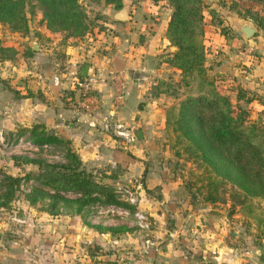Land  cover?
Listing matches in <instances>:
<instances>
[{"label":"crops","instance_id":"crops-1","mask_svg":"<svg viewBox=\"0 0 264 264\" xmlns=\"http://www.w3.org/2000/svg\"><path fill=\"white\" fill-rule=\"evenodd\" d=\"M160 4L150 0H122L121 7H126L129 14L127 19L119 20L115 17L119 8L102 3L107 7L106 12L89 17L90 30L81 38L64 39L42 24L32 35L31 42L11 45L19 57L18 66H14L18 79L13 94L8 95L7 100L12 105L7 108L5 115L8 118L4 121L9 127L6 130L8 138L17 134L21 127L23 134L28 135L30 127L41 123L47 130L66 138L88 169L99 171L119 167L117 177H104L106 181L113 182L126 176L130 181L142 183L147 190L143 195L155 205L154 209L150 208L152 211L148 210L154 220L149 235L140 234L131 220L122 217L110 219L112 222L104 219L96 224L132 228L112 233L94 227L89 230L88 225L76 221V217L64 219V216L53 214L64 208L72 209L81 217L91 204L80 211L60 204L57 211L50 212L46 208L49 198L33 203L24 199L28 214L39 223L42 233L30 236L25 227V232L20 231L21 238L14 239L2 230L0 264H55L54 256H51L55 253L53 246L60 247L71 240L86 248L81 252V263L77 264H87L91 260L87 253L91 242L100 249L107 248L103 250L104 254H95V264H264V242L252 222L230 217V221L243 227L235 229L241 230L236 239L226 235L228 227L224 215L216 216L211 205L190 204L188 198L187 203L186 193L180 192L182 189L175 190L179 181L171 180L169 182L173 184H167V175L158 171L173 157L164 125V109L179 98L170 95L163 86H179L181 72L167 60L175 46L166 36L170 8L165 14L160 10ZM237 16H205V63L219 90L247 108L251 119L260 118L264 123V30L249 18ZM244 23L256 29L257 42L253 43L256 58L239 53V46L250 43L241 30ZM34 42L38 44L37 49L32 47ZM29 46L33 50L28 55ZM113 73H119V80L112 79ZM87 78L92 79V86L103 101L100 111L93 116L83 111L79 104V87ZM119 86L125 97L122 103L114 105L113 97ZM109 112L130 133L128 139L117 134L114 126L104 129L102 125L91 127L87 124L91 119L102 122ZM48 148L60 157L62 152L61 161L39 159L58 164L66 162L62 145L48 143L45 150ZM2 163L7 165L8 161L5 159ZM22 163L28 166L27 171L38 170L35 163ZM8 173L23 174L24 171ZM34 185H38L36 180ZM153 187L159 188L158 198H151L147 193ZM61 193L67 197L77 196L71 192ZM156 199L158 201L154 203ZM42 200L46 203L39 207ZM234 215L240 216L237 210L231 216ZM76 224L81 226L77 228ZM247 227L253 231L251 236L245 230ZM74 228L78 229V234L74 233ZM59 230L63 231L64 237L60 241L51 239L50 236ZM150 233L154 238H150ZM240 234L241 238L237 239ZM36 246L40 248L33 249ZM69 255L67 252L66 257Z\"/></svg>","mask_w":264,"mask_h":264},{"label":"trees","instance_id":"trees-1","mask_svg":"<svg viewBox=\"0 0 264 264\" xmlns=\"http://www.w3.org/2000/svg\"><path fill=\"white\" fill-rule=\"evenodd\" d=\"M91 1L112 4L116 9L122 6V0ZM150 1L166 2L170 8L166 36L175 50L167 60L181 71L179 86L174 87L180 90V97L164 109L169 147L176 157L192 164L187 178L193 180L189 181L191 185H197V191L203 192L205 200H217L219 187L229 182L235 188L237 212L244 221L256 226L264 242V123L260 118L251 119L249 110L233 101L228 93L220 91L216 79L208 73L205 63V1ZM35 10L41 12L45 28L58 32L64 39L81 38L90 30L89 16L81 0H0V24L10 31L27 34V14ZM213 14L215 11L211 9L212 17ZM252 18L253 23L264 30V15ZM32 50L29 46L26 54H31ZM10 51L15 54V47L0 45V61L7 59ZM22 129L16 133L23 134ZM27 137L38 144L62 145L67 160L58 164L39 158L12 157V162L35 163L38 170L15 175L5 173L0 181L1 206L16 198L19 182L25 178L36 180L38 185L23 192V198L30 203L49 198L46 208L50 212L57 211L60 204L80 211L96 202L134 209L130 202L118 197L112 182L103 179L117 177L119 167L99 171L88 169L66 138L47 130L41 123L30 127ZM61 192L77 196L67 197ZM93 227L112 233L132 229L126 225ZM94 253L97 254L95 250ZM95 254L91 253L92 256Z\"/></svg>","mask_w":264,"mask_h":264},{"label":"rangeland","instance_id":"rangeland-1","mask_svg":"<svg viewBox=\"0 0 264 264\" xmlns=\"http://www.w3.org/2000/svg\"><path fill=\"white\" fill-rule=\"evenodd\" d=\"M204 1H205L204 12H205L206 17H210L211 9H214L215 11V14H213V17H222V16H231V15L238 17L237 15H239L242 17L249 18L254 23H255V20L252 17H254L255 15L257 16L264 15V2L260 0H204ZM81 4L84 7L89 17H97V15H101L100 13L103 14L104 12H106V9H107V7H104L102 3L91 1V0H81ZM160 10H163V12L166 14V11L169 10L168 4L166 2H161ZM27 16L29 17V32L27 34L10 31L3 24H0V45H6V46L16 45L17 46V45H21L23 42H26L28 44L34 39L32 35H34L35 32L38 31V27H40V25L44 24L41 20V12L39 10H35L33 13L29 12ZM8 56L9 57L7 59L0 61V130L3 131L6 138L8 137L7 135L8 133L6 132V130L9 127L5 126L4 121L5 119L8 118V116L5 115V112L8 111L7 108L11 107L12 105L9 103L11 101L7 100V98H8V95L10 93L13 94L15 90L16 81L18 79L17 77L18 72L14 71V66H18L17 60L19 58L16 54L11 53V51L8 53ZM5 85H7L8 88H6ZM174 87L175 86H171V87L163 86L164 89L167 88V91H169L170 95L172 94L175 97H178V96L180 97V90H177V88H174ZM5 88L7 89V91ZM9 90H11V92ZM176 100L177 99L175 98L173 102ZM92 120L94 122V125H91V127L101 126V123H102L101 121H96V119H92ZM5 137L3 136V140L0 139V181L5 173H8L9 171L14 172L15 170L19 172H23V171L25 172L27 171L26 167H28L26 164H23L22 161L18 163L14 162L15 164H19V165H15V164L10 165V162L12 163L13 161L12 157L14 156H17V157L19 156L29 157V156L14 154L13 150H11L8 146H4ZM31 157L32 158L42 157L49 161L60 162L62 158V152H61V157H60L59 153L56 155V153L54 151H51L50 148L46 150L45 148H43L37 151ZM5 159L6 161H8V164L2 165L4 163V162L2 163V160L4 161ZM168 161L169 163L166 165L165 168L161 167V170H158L161 174L167 175L168 179L165 180L166 183L173 184L172 182H169L171 180L179 181L177 185L175 186L176 187L175 190L182 189L180 192L186 193L185 201H187V198H188L190 204L204 205L207 207H209L210 205L213 206L214 208H211V209L212 211L215 212L216 216H221V215L225 216L223 220L225 222V225L228 227V229L225 230L226 235H229L230 237H233L236 239V235H238L241 230L235 231V229L242 226V224L237 225L236 223L234 224L233 221H230L231 220L230 217L232 218V220L233 219L241 220L240 216L238 217L236 215L231 216L232 214H234V212H236L238 208V205H237L238 200H237V197L235 196L236 194L235 188H233L229 182L223 183L219 187V198L215 201H207L203 198V192H201V190L200 191L196 190L197 185L196 184H195L196 186L191 185V182L189 181H191L192 179L189 177L187 178L188 169L191 167L190 165L192 164L188 161L186 162L176 157L174 153H173V157L170 158ZM158 171L156 170V172ZM183 177L186 179L185 181ZM29 180L30 179L22 178L18 185V191H17L16 198L12 199L10 203H8L7 205L5 204L3 206L0 205L1 207L0 208V232L3 230L6 233V235L9 232L10 236L9 235L7 236H9L10 238H14V239L21 238L20 235L22 234L20 231L25 232L26 230L25 227L27 228V232L30 233L29 234L30 236H34L35 233H42L40 232L41 227L39 223L35 222L34 217H31V215L28 214L29 208L26 209L24 205V203L26 202L24 201V198H23V192L26 191L25 189L27 187L31 188L34 185V180L31 179V182ZM112 185L117 190L118 197L125 201L130 202L134 206V209L132 210L130 207H127L121 204L119 205L126 207L131 211L138 210L142 213H145L151 221V226L152 224H154L153 215L149 214L148 210L152 211L151 209H154L155 205L152 203L151 199H149L146 195H143V191H147V190H146V187L145 189L143 188L144 186L142 185V183L130 181L126 179V176H122L119 178V180L113 181ZM167 187L168 186H166L165 188ZM158 192H159V188L153 187L152 190L150 192L148 191L147 193L149 194V196H151V198L152 197L158 198ZM131 195H134L132 201L130 200ZM183 197H184V194H183ZM45 201L46 200H42L39 207H44V204L46 203ZM157 201L158 199H156L154 203H156ZM99 203L96 202L94 204L89 205L90 206L89 210L87 211L85 215L81 214L82 215L81 217L78 216V213L74 214V211H72V209L69 210V209H64V208L61 210H58L56 213H53V214L54 216L55 215L64 216V219H66V217H70L71 219H73V217H76V221L81 222V224L82 223L87 224L89 230L91 227L98 224L99 222H104L105 221L104 219H106V222L107 221L112 222V220H110L112 218L121 219L122 216L120 217L117 214L104 215V218L101 220L92 216L90 213L94 209L93 207H95L96 205H99ZM180 203H184V202H180ZM70 211H72V214L70 213L68 214V212ZM30 212L32 213L33 211L30 210ZM122 218L123 220L125 219L128 221L131 220V224H135L137 228L136 230L137 231L139 230L140 234L149 235L148 231H150L152 227L148 229L140 227L136 223V219L130 215L127 217H122ZM81 224L79 225L76 224L74 226H77L78 228V226H81ZM213 229L216 230V227H213ZM245 230L250 236L252 235L253 231L250 229V227H247ZM3 231H2V234H3ZM70 232H73V231H70ZM77 232H78V229H75L74 233L78 234ZM232 233H234L235 236H233ZM50 237L51 239H54V240L57 239L58 241H60L64 237L63 231L62 230H59L58 232L56 231L54 235ZM71 237H74V236H71ZM65 238H66V235H65ZM150 238H154L152 233H150ZM239 238H241V234L239 235L237 239ZM60 243H62V241ZM95 246L96 245L93 242H91L87 246V253L91 258V260H89L90 263H88L89 262L88 261L87 264H95L96 259L94 256L91 255V253L95 254L94 250L96 251L97 254H104L103 250L104 249L107 250V248L100 249V247L95 248ZM53 247H54L55 253H53L51 256L52 257L54 256L53 260L55 264H62L63 262L66 263L68 262V260L70 262L71 260L74 261V262L72 261L71 264L81 263L82 257H83V254L81 252L83 250L85 252V249H86V248L84 249V247L79 246L77 241H72V240L70 241V243L68 242H65V244L63 243L62 246L60 247L59 246L58 247L53 246ZM37 248H40V246H36V248L33 247V249H37ZM67 252L70 253L69 258L66 257ZM32 256H33V252H32ZM39 257L41 256H38V258Z\"/></svg>","mask_w":264,"mask_h":264},{"label":"built area","instance_id":"built-area-1","mask_svg":"<svg viewBox=\"0 0 264 264\" xmlns=\"http://www.w3.org/2000/svg\"><path fill=\"white\" fill-rule=\"evenodd\" d=\"M239 53L245 56H248L250 58H256V47L253 43H246L242 46H239ZM112 79L115 81L119 80V73H113L111 75ZM92 79L87 78L80 84L79 89V104L80 107L88 113L90 116H93L97 112H99L101 105H102V99L101 97L95 92V89L92 86L91 83ZM125 97L123 89L119 86V90H117L116 94L113 97V104L118 105L123 102ZM90 125H94L93 120L91 119L88 122ZM102 127L104 129H110L112 126H114L115 132L119 135H122L126 139L130 137V133L126 132V129L124 126H122L121 123L115 120L113 113L109 112L106 114L104 119L101 123ZM3 136L5 137V134L2 130H0V139L3 140ZM5 145L8 146L11 150H13L14 154L24 155V156H33L37 151L46 148L48 143H35L33 142L29 137L25 136L24 134H14L11 138L5 137ZM31 182V179L29 180ZM30 187H27L25 190L28 191ZM134 195L130 196V200H133ZM99 203V202H97ZM94 209L91 211V215L95 218H98L101 220L104 215H112L117 214L120 217H127V216H133L136 219V223L143 228H150L151 227V221L149 217L138 210L131 211L126 207H123L119 204L115 203H99V205H96L93 207Z\"/></svg>","mask_w":264,"mask_h":264},{"label":"water","instance_id":"water-1","mask_svg":"<svg viewBox=\"0 0 264 264\" xmlns=\"http://www.w3.org/2000/svg\"><path fill=\"white\" fill-rule=\"evenodd\" d=\"M128 14H129L128 9L123 6L116 11L115 17L119 20H124L128 18ZM241 30L250 43L255 44L257 42V37L255 35L256 29L254 26L250 25L249 23H244L241 27ZM32 47L33 49H37L38 48L37 42H34ZM0 239H1V232H0ZM253 264H258V263H253Z\"/></svg>","mask_w":264,"mask_h":264}]
</instances>
